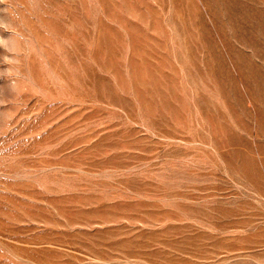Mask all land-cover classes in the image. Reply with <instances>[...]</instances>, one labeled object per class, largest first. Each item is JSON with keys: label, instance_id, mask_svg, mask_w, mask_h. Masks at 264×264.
I'll use <instances>...</instances> for the list:
<instances>
[{"label": "rangeland", "instance_id": "rangeland-1", "mask_svg": "<svg viewBox=\"0 0 264 264\" xmlns=\"http://www.w3.org/2000/svg\"><path fill=\"white\" fill-rule=\"evenodd\" d=\"M0 264H264V0H0Z\"/></svg>", "mask_w": 264, "mask_h": 264}]
</instances>
